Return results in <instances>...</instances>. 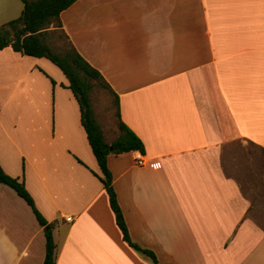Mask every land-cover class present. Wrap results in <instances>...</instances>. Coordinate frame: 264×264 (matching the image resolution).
<instances>
[{"label":"crops","instance_id":"1","mask_svg":"<svg viewBox=\"0 0 264 264\" xmlns=\"http://www.w3.org/2000/svg\"><path fill=\"white\" fill-rule=\"evenodd\" d=\"M59 20L143 144L107 155L130 239L161 264H264V226L221 161L235 139L264 149V0H75ZM46 61L0 48L1 168L52 222L55 264H153L122 238L78 103ZM44 254L43 227L0 183V264Z\"/></svg>","mask_w":264,"mask_h":264},{"label":"trees","instance_id":"2","mask_svg":"<svg viewBox=\"0 0 264 264\" xmlns=\"http://www.w3.org/2000/svg\"><path fill=\"white\" fill-rule=\"evenodd\" d=\"M23 7L16 18L10 19L0 25V48L10 46L21 54L45 57L55 64L67 79V85L76 99L81 124L85 130L88 143L95 156L100 169L97 177L100 179L108 195L109 205L114 213L122 238L132 247L148 256L153 264H161L154 253L133 242L128 234L127 227L117 203L116 194L112 186L111 172L107 166V155L110 153H121L124 151H143V144L123 122L118 121V134L111 141H105L103 131L94 117L91 107L90 92L94 83L99 84L113 94L115 103L116 94L108 83L103 79L97 69L91 66L69 42L65 33L63 36L68 42V48L63 53L52 50L46 42V33L49 27L60 28L59 13L68 7L75 0H21ZM53 82V80H52ZM117 116H119L118 111ZM0 183L11 187L31 208L37 222L43 227L45 236V254L43 264H55L54 248L52 237V222L42 216L34 204L33 198L25 188L22 179L8 175L0 166Z\"/></svg>","mask_w":264,"mask_h":264},{"label":"rangeland","instance_id":"3","mask_svg":"<svg viewBox=\"0 0 264 264\" xmlns=\"http://www.w3.org/2000/svg\"><path fill=\"white\" fill-rule=\"evenodd\" d=\"M21 10V0H0V24L17 17ZM49 29L45 35L46 42L54 52L63 53L69 45L61 29L53 26ZM53 66L60 72L54 64ZM90 100L104 138L112 141L118 134L113 96L104 87L94 83ZM221 161L225 173L236 180L243 195L249 200L248 215L264 226V149L249 141L235 139L223 146Z\"/></svg>","mask_w":264,"mask_h":264},{"label":"built area","instance_id":"4","mask_svg":"<svg viewBox=\"0 0 264 264\" xmlns=\"http://www.w3.org/2000/svg\"><path fill=\"white\" fill-rule=\"evenodd\" d=\"M135 159H136L137 164H143L144 162L143 155L139 152H136Z\"/></svg>","mask_w":264,"mask_h":264}]
</instances>
